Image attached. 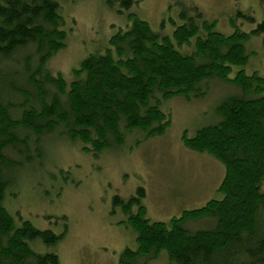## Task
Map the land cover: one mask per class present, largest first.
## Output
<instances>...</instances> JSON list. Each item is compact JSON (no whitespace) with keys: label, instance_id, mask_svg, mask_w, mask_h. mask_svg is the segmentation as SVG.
<instances>
[{"label":"trees","instance_id":"16d2710c","mask_svg":"<svg viewBox=\"0 0 264 264\" xmlns=\"http://www.w3.org/2000/svg\"><path fill=\"white\" fill-rule=\"evenodd\" d=\"M136 3L120 0L127 9ZM181 15L168 35L130 13L131 25L115 32L104 52L83 58L68 82L46 68L67 46L60 0H0V264H61L59 254L40 253L30 243L56 245L63 235L19 221L6 204L20 174L47 158V141L79 143L98 155L138 130L163 135L172 122L164 102L205 98L211 79L238 91L217 106L219 121L184 141L223 163V197L164 222L147 215L145 188L127 200L115 196L137 240L120 262L148 264L165 251L171 264H264V75L246 70L247 42L264 22L248 33L225 34L198 20L200 12ZM207 217L210 227L187 226Z\"/></svg>","mask_w":264,"mask_h":264},{"label":"rangeland","instance_id":"374dc122","mask_svg":"<svg viewBox=\"0 0 264 264\" xmlns=\"http://www.w3.org/2000/svg\"><path fill=\"white\" fill-rule=\"evenodd\" d=\"M133 1L137 3L127 9L120 0L111 4L106 0H60L68 18V41L49 59L47 71L61 73L70 82L83 58L104 52L110 37L131 25L130 13L146 19L156 32L168 35L182 22V12L189 16L200 12L198 20L214 23L215 29L225 34L238 30L248 33L264 22V0ZM247 44L252 53L246 70L263 76L264 28ZM207 84L205 98L174 96L164 102L163 109L170 112L172 122L163 135L146 137L138 130L126 135L120 146L98 155L83 151L79 143L47 141V158L35 171L31 168L20 174L19 186L11 189L6 203L19 221L28 219L42 230L63 235L56 245L37 240L31 246L43 254H59L61 264H121L124 249H135L137 240L134 230L123 221L127 217L121 206L114 204L115 196L127 200L138 188H145L147 215L152 221L164 222L213 198L221 199L218 188L225 175L223 163L186 146L184 138L194 137L199 128L219 121L217 106L238 90L220 79ZM211 223L207 217L191 219L187 226L198 230ZM148 264L171 262L162 251Z\"/></svg>","mask_w":264,"mask_h":264}]
</instances>
